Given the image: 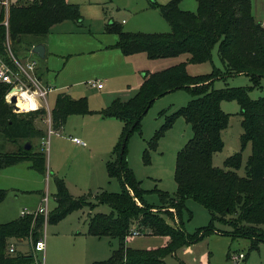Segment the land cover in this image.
<instances>
[{
  "label": "trees",
  "instance_id": "16d2710c",
  "mask_svg": "<svg viewBox=\"0 0 264 264\" xmlns=\"http://www.w3.org/2000/svg\"><path fill=\"white\" fill-rule=\"evenodd\" d=\"M180 2L152 1L150 4L169 24L167 32L125 31L116 21L105 26L106 32L118 35L114 47L124 55L142 52L149 60L176 59L161 69L144 71L141 84L127 100L115 98L108 106L96 111L104 118L115 117L122 121L112 158L105 164L108 176L119 181L120 190H101L93 196L95 202L91 203L84 195L73 196L65 180L53 176L56 205L47 218L41 214H26L0 222V264H35L32 252L9 254L10 239L35 241L45 223H56L75 210L86 206L94 208L99 204L108 205L110 211L89 212L87 234L116 238L118 246L108 258L89 264H166L165 257L174 254L178 247L190 245L201 239L205 232L212 231V223L192 234L183 228L181 211L185 199L204 206L212 220L227 224L231 231L225 234L250 239L251 250L264 243V96L252 99L248 95L250 89L260 87L264 78V23L253 15L251 0H196L194 12L181 9ZM4 17L0 5V55H5L7 40L17 48L23 45L29 51L33 40L45 37L54 24L65 20L82 22L79 5L67 0L16 1L8 7L7 25ZM214 47H217L223 69L213 67L208 73L191 74L188 64L211 61ZM238 74L248 76L251 86L214 88L216 79ZM7 88V84L0 83V134L17 146L11 152L0 151V169L29 161L32 169L45 174L44 151H34L32 146L25 149V144H18L25 140L32 145V140L45 136V132L34 124L45 110L13 111L4 99ZM179 89L188 91L191 99L165 116V122L154 132L143 152L148 161L149 152L177 117L190 125L192 136L176 155V195L158 191L160 208L154 212L155 205L145 201L146 190L141 188L133 170L128 167L127 142L133 132H140L141 120L152 103ZM223 100L237 101L242 117L241 147L243 149L247 143L251 145L243 176L236 172L242 163L241 152L227 157L223 167L212 163L213 155L223 147L221 132L229 121V114L220 106ZM90 113L94 111L89 109L85 97L73 99L66 93H58L50 114L51 129L58 132L70 115ZM6 194L7 191L0 188V202ZM88 196H92L91 193ZM167 204L177 207L174 217L178 226L165 220L164 214L172 218L171 212L160 211ZM141 223L148 226L150 235L166 237V242L147 248L127 246L132 225L136 224L135 228L140 230Z\"/></svg>",
  "mask_w": 264,
  "mask_h": 264
},
{
  "label": "rangeland",
  "instance_id": "374dc122",
  "mask_svg": "<svg viewBox=\"0 0 264 264\" xmlns=\"http://www.w3.org/2000/svg\"><path fill=\"white\" fill-rule=\"evenodd\" d=\"M1 0L0 5L3 7L4 20L8 14V7L16 1L25 2L31 0H7V5ZM79 4L80 12L83 17V25L78 26L76 23L66 20L54 26L50 33L43 37L49 40L47 58L39 57L32 54L37 61L38 66L46 65L49 73L47 79L52 86H66L69 89L64 90L71 94L72 97H85L89 107L101 108L105 107V97L101 93L112 89L115 92L114 97H126L124 84L118 78L119 69L121 67L114 62L115 58L111 54L98 50L104 42L116 39L115 34L105 32V26L109 22V18L120 23L122 19L127 21L123 24V30L130 32H164L169 31L170 26L161 16L157 8L148 6L151 0H67ZM160 2L159 0H155ZM166 3V1H164ZM252 13L264 19V0H251ZM180 8L188 11L197 10L196 0H181ZM105 23V24H104ZM168 26V27H167ZM134 28V29H129ZM32 40V39H31ZM10 48L16 57L19 59L29 54L22 46L16 47L8 40ZM52 53V54H51ZM144 67L139 69L140 74L144 70H151L152 62L149 59H144ZM112 62V63H110ZM155 65V64H154ZM153 65V66H154ZM189 70L191 74L208 73L213 67L223 69L222 63L217 55V47L212 50V59L201 64H192ZM162 68V67H161ZM45 69V68H44ZM95 79L103 80L105 87L102 90H97L89 86L87 81ZM214 88H222L225 86H240L249 87L251 81L248 76L238 74L219 78L214 81ZM124 87V88H123ZM54 88V87H52ZM58 89V88H57ZM55 89L53 93L46 95L49 100L50 108L53 106L54 97L59 92ZM59 90V89H58ZM248 95L252 99L264 96V78L261 79L260 87L252 88L248 91ZM191 99V95L184 89L169 92L160 98H157L147 110L146 114L140 123V132H133L127 142V164L133 170L136 179L140 182L142 189L146 190L144 199L147 203L155 205L152 211L159 209L160 200L158 191H166L171 196L176 195V182L174 179L175 163L177 152L184 146L186 141L192 136V130L189 124L182 117H177L171 127L167 129L163 136L158 140L157 146L149 152V160L144 159V150L147 147V142L153 136L154 132L165 122V116L180 107L187 104ZM43 101V100H42ZM45 104V103H43ZM46 105V104H45ZM221 109L229 114V121L226 128L221 132L223 147L220 151L213 155L212 163L214 166L223 167L225 159L237 152L242 154L241 166L236 172L238 175L244 174L245 163L251 154V145L247 143L245 147H241V115L240 108L236 100H223L220 104ZM45 114L36 118L38 127L45 129L48 124V111L46 108ZM21 113V112H17ZM96 113L90 115L73 114L68 116L66 122L61 128V135L47 134V142L42 146L39 140V145L42 147L45 156L51 155L52 161L57 159L61 164V175L64 180L67 178L75 186L74 190H79L80 195L86 196L91 203L95 202L94 195L101 190L116 192L120 190L119 181L115 178H110L102 168V164L98 166L100 158V149L96 150L94 166L91 163L89 153L85 149L90 146L94 148V144L98 142L94 139H103L98 133L93 136L82 137L79 133L84 129L87 133L94 128L91 122L96 119ZM102 119V116H99ZM43 125V126H42ZM46 132V129H45ZM79 136L87 143L86 147L79 146L70 140V136ZM48 136L52 137V142H48ZM36 140V139H35ZM59 142V148L63 150L55 156V144ZM16 148V147H15ZM11 142L3 139L0 134V151L11 152L15 149ZM50 150L52 151L50 153ZM95 153V154H96ZM60 157V158H59ZM98 158V159H97ZM49 161V158L47 159ZM87 162V163H86ZM29 161L17 163L15 166H7L5 170L0 172V186L7 191L4 201L0 202V221L12 218L19 213L29 200L28 209L31 210L36 204V194L38 192H30L28 198L25 195L14 193L13 184H17L19 188H34L44 189L43 174L30 168ZM13 167V168H12ZM100 169L103 178H100ZM12 176L5 177V173L10 172ZM42 180V181H41ZM49 207L54 205L53 193L55 191L53 178L49 180ZM31 186V187H30ZM91 193L92 196H88ZM26 197V198H25ZM90 203V205H92ZM139 204L140 202L137 201ZM167 204L160 211L171 212L173 216L170 218L168 214H164L165 220L171 224L178 226V220L174 217L176 206ZM34 210V209H32ZM91 213L103 212L108 213L110 207L106 204H99L94 208L88 206L83 207V210H75L71 215H67L64 219L56 223H46L39 237H44L46 249L45 255L39 254L34 257L35 264H89L94 258H99L108 254L109 248L118 246L116 238H95L82 235L81 231L85 230L86 212ZM177 214V213H176ZM141 222V221H140ZM181 222L183 228L190 234L196 232L200 228L210 226L212 223V231H207L201 239L190 245H182L178 247L174 254H169L165 257L166 264H234L233 256L242 254L243 257L238 260V264H264V243H260L258 249H250V239L244 237H234L225 234L226 231H231V228L224 223L212 220L209 211L192 199H185L181 211ZM136 225V224H135ZM132 225L131 229L135 227ZM140 235H132L126 245L133 248L154 247L166 242V237L150 235L148 226L141 223ZM84 232V231H83ZM38 237V238H39ZM94 241V242H93ZM16 245L17 250L22 253L31 252L32 243L27 239H10ZM110 243L112 245H110ZM114 244V245H113ZM115 247V248H116ZM107 249L106 253L103 251ZM95 256V257H94ZM97 256V257H96ZM110 256V255H109ZM41 262V263H40Z\"/></svg>",
  "mask_w": 264,
  "mask_h": 264
},
{
  "label": "crops",
  "instance_id": "0c3cea01",
  "mask_svg": "<svg viewBox=\"0 0 264 264\" xmlns=\"http://www.w3.org/2000/svg\"><path fill=\"white\" fill-rule=\"evenodd\" d=\"M152 1H155V0H151V1H149V3H148V6L150 7V8H156V7H152L150 4H151V2ZM160 2H157V1H155V2H157V3H164V1H168V0H159ZM70 3H76V2H70ZM79 5V4H78ZM258 18H259V20L256 18V16H255V18L258 20V21H261V22H263L264 23V19H263V17H261V16H257ZM113 18L111 17V18H109V22L108 23H111L112 21H114V20H112ZM66 21V20H65ZM69 21H71V20H69ZM63 22V21H62ZM62 22H60V23H62ZM73 22V21H72ZM117 22V21H116ZM60 23H57V24H54L52 27L54 28V26H56V25H58V24H60ZM75 23V22H74ZM127 23V21L125 20V19H122L121 20V22L119 23V24H121V26H122V28H123V24H126ZM77 24V23H76ZM105 24V23H104ZM78 26H82L83 25V17H82V22L80 23V24H77ZM50 28V30H49V32H48V34L50 33V31L53 29V28ZM168 27V26H167ZM130 30L131 29H134V28H129ZM106 32V31H105ZM164 32H167V31H164ZM47 34V35H48ZM111 34H115V33H111ZM46 35V36H47ZM116 35V39L114 38L112 41H108V42H104V44H100L101 46L98 48V50H104V51H106V52H108V53H110L111 55L110 56H113L114 58H115V61L114 62H116V63H118L119 64V66L121 67V69H119L120 71H119V73H118V78H120L121 80H122V82H123V86H124V84L125 85H127V88H124V89H126V90H124V92L126 93L125 95H126V97H114V90H112V89H109V90H106V92H104V93H101L102 95H103V97H105V105H109L110 103H111V101L113 100V99H115V98H119L121 101H125V100H127L135 91H136V89L139 87V85L141 84V82H142V77H143V75H144V71H150V72H152V71H155V70H158V69H161V67L163 68V67H165V66H168V65H170V64H172V63H174V62H176V59H163V60H160V59H157V60H151L152 62H154L153 64H151L152 65V67H154V68H151V70H144L141 74H140V76H141V78L139 77V69L141 68V67H144V63H145V61H144V59L146 58V59H148L146 56H145V54L144 53H142V52H139V53H135V54H131V55H124V54H122V52L118 49V48H116V47H114V45H115V43L117 42V40H118V35L117 34H115ZM37 43H42L43 45H44V48H45V52H44V59H46L47 58V55H48V49H50V47H49V40L47 39V38H42V39H34L33 40V44H32V46L33 45H35V44H37ZM31 46V47H32ZM52 54V53H51ZM36 55V54H35ZM30 56H32V55H30ZM45 63V65H46V61L44 62ZM110 63H112V62H110ZM155 64V65H154ZM43 66V67H40V66H38V69H37V72H38V74H39V76H40V78L42 79V81L45 83V84H48V85H50V86H52L51 84H49V82H48V80L47 79H49L48 78V76H49V73H48V68H47V66ZM154 65V66H153ZM192 64H188V66H187V69H188V71L190 72V68H192V67H190ZM45 68V69H44ZM191 73V72H190ZM102 82H103V80H101ZM87 83H88V81H87ZM90 86V85H89ZM52 87H54V89L51 91V92H49V93H53L54 91H55V89H57V91H59L58 93H61V92H63V93H66V94H68L71 98H73V99H77V98H75V97H72L71 96V94H69L67 91H64V90H67V89H69V87H67V85L66 86H57V88H55L56 86L54 85V86H52ZM105 87V85H104V83H103V87L101 88V89H97V88H95V87H93V88H95V89H97L98 91L99 90H102L103 88ZM48 93V94H49ZM57 93V94H58ZM57 94H56V96H57ZM56 96L54 97V101H53V106L50 108V106H49V100L48 99H46V107H47V111H49V114H51V111H52V109H53V107H54V104H55V100H56ZM79 98V97H78ZM88 107H89V104H88ZM106 107V106H105ZM102 108H104V107H101V108H91V107H89V109L90 110H92V111H94V114L96 113V116H98V117H96V119H94L93 121H91L95 126H94V128L93 129H91L90 131H89V133H87L84 129H81V131L79 132L80 134H81V136L82 137H88L89 138V136L91 137V136H93L95 133H98L100 136H102V138L103 139H97V138H94L97 142H98V144H94L93 146H94V148L93 147H91L90 146V148L87 150V149H85L88 153H89V157H90V159H91V163L93 164V166H94V161H95V158L94 157H96V155H98L97 153H96V150L97 149H100L101 151H100V153H101V155H100V158L98 159V166H100V163L102 164V168L104 167L105 168V171H106V167H105V164H106V162L108 161V160H110L111 158H112V150H113V147H114V145H115V143L117 142V139H118V137H119V134H120V131H121V128H122V121L121 120H119V119H117V118H115V117H102V119H100L99 118V116H100V114L99 113H97L96 111H99L100 109H102ZM90 114H92V113H90ZM90 114H85V115H83V116H86V115H90ZM68 118V117H67ZM48 119V118H47ZM35 126L37 127V128H39V129H41L42 131H44L45 132V129H46V132H45V139L47 138V134H48V128H49V124H46L45 125V129L43 130L42 128H40V127H38L37 126V124H36V121H35ZM65 124V123H64ZM43 126V125H42ZM63 128V127H62ZM54 131V130H53ZM61 130H59L58 132H52L51 134H59V135H61ZM51 134H49V135H51ZM93 134V135H92ZM57 136V135H56ZM43 137V138H44ZM50 136H48V138H49ZM73 137H76V138H78V139H81L79 136H70V140L72 141V142H74L73 140H72V138ZM83 139V138H82ZM81 139V140H82ZM90 139V138H89ZM39 140H40V142H41V145L43 146L45 143H43L42 142V138H38V139H34V140H32V148H33V150L34 151H38V150H42V147L39 145ZM52 137H50V139H48V142H50V144H51V142H52ZM47 141V140H46ZM82 141H84L85 142V144L83 145V144H77V143H75V144H77V145H79V146H83V147H86L87 146V143H86V141L85 140H82ZM25 140H20L19 142H18V144H25ZM57 144H55V151H56V153H55V156H56V154H58V156H59V154H60V152H61V158H62V154H63V150L61 151V148H59L58 147V145H60V143L59 142H56ZM13 144V147L15 148L17 145L15 144V143H12ZM30 146V147H31ZM52 151L50 150V153H51ZM96 153V154H95ZM45 158H46V167H47V172L45 173V174H43V177H44V183H45V186H44V189H35L34 188V186H33V188L31 187V188H29V189H25V188H22V186H21V188H19L18 186H17V184H13V186H11V187H13V190H14V193H16V194H22V195H26V194H29L30 192H38L36 195V204H34L33 205V207L34 208H32V209H36L40 204H41V200H42V198L44 197V196H48V199H49V187H50V185H49V180L51 179V177L53 178V176H58V177H60L59 175H61V173H60V171H61V164H60V161L59 162H57V159L56 160H54V161H52V158H51V155L49 156V154H47V156H45ZM49 158V161H47V159ZM60 158V157H59ZM23 162V161H22ZM21 163V162H20ZM87 163V162H86ZM19 164V163H18ZM15 165H17V164H14V165H10L9 167H11V166H15ZM30 167V163H29V165H27V167ZM9 167H4V168H2V169H0V172H2V170H5L6 168H9ZM13 168V167H12ZM31 168V167H30ZM100 178L102 179L103 178V176H102V174H101V169H100ZM10 175L12 176V173H11V171L10 172H8V173H5V177H10ZM42 181V180H41ZM54 182V181H53ZM65 183H66V185H67V188H68V190H69V192L73 195V196H77V195H80L79 193H81V192H78L79 190H74V188H75V186L72 184V182L70 181V180H68L67 178L65 179ZM54 187H55V185H54ZM0 188H2L1 186H0ZM3 189H5V188H3ZM55 192V191H54ZM54 194V193H53ZM27 196V198H28V196L29 195H26ZM26 198V197H25ZM54 199V198H53ZM4 201V200H3ZM2 202V201H1ZM26 205H29V200L27 201V203H25ZM23 206V208L19 211V213L18 214H16L15 216H12V218H10V219H7V220H11V219H13V218H16V217H18V216H20V213H21V211L23 210V209H28V207L29 206ZM55 205H56V203H55V201H54V205L50 208L49 207V200H48V205H47V207H48V210L50 211L52 208H54L55 207ZM31 209V210H32ZM81 210H83V208L81 209ZM91 213V211H87L86 212V218H85V225H86V228H85V230H83V231H81L80 233H82V235L83 234H85V232L87 233V217H88V213ZM72 213V212H71ZM71 213L70 214H68V215H71ZM64 219V218H63ZM7 220H4V221H7ZM4 221H0V222H4ZM46 224V223H45ZM44 224V225H45ZM43 228H44V226H43ZM42 231H43V229H42ZM85 235H87V234H85ZM42 236H43V233H42ZM87 236H89V237H92V238H95V239H97V240H101L102 238H107V236H104V237H97V236H93V235H87ZM44 237H45V233H44ZM94 242V241H93ZM165 243V242H164ZM110 245H112L111 243H110ZM114 245V244H113ZM116 247V246H115ZM115 247L114 246H112L111 248H109L108 250H109V252H108V254H105L106 253V251H107V249H105L104 251H103V254H105V255H103V256H100L99 258H101V259H98V258H94V260L93 261H96V260H103V259H106V258H108L109 257V255L111 254V252H112V250H114L115 249ZM45 249H46V247H45ZM45 255V254H44ZM43 257V256H42ZM95 257V256H94ZM97 257V256H96ZM41 263V262H40Z\"/></svg>",
  "mask_w": 264,
  "mask_h": 264
},
{
  "label": "built area",
  "instance_id": "2783aa9c",
  "mask_svg": "<svg viewBox=\"0 0 264 264\" xmlns=\"http://www.w3.org/2000/svg\"><path fill=\"white\" fill-rule=\"evenodd\" d=\"M4 5H7V0L3 2ZM5 25H7L6 20L4 21ZM33 53L29 50V54L25 55L23 58L19 59L16 57L8 40L6 42L5 55H0V83H4L8 85L7 91L4 95L5 101L9 104L11 97L16 98V105L19 107V110L13 111L15 112H29L33 110H38L46 108V95L51 92L54 88L52 86L45 84L40 78L37 69L38 64L34 57L30 56ZM6 56L8 61L6 60ZM88 84L97 89H101L103 87V82L99 79H95L92 81H88ZM34 104L33 106L27 107L25 104L30 101ZM43 100V101H42ZM45 103V104H43ZM48 113V135L54 132L51 129V117ZM72 140L77 144H85L84 141L73 137ZM42 142H47L45 137L42 138ZM48 196H44L41 200V204L35 210L23 209L20 215L26 214H41L44 218H47L49 210H48ZM132 235H140V230L137 228L131 229ZM32 243L31 252L34 257L42 256L45 253L46 242L43 236L37 238ZM17 251L16 245L13 242H9L7 245V252L9 254H14ZM243 255L240 253L237 256H233L234 264H238V260L241 259Z\"/></svg>",
  "mask_w": 264,
  "mask_h": 264
},
{
  "label": "water",
  "instance_id": "95a60500",
  "mask_svg": "<svg viewBox=\"0 0 264 264\" xmlns=\"http://www.w3.org/2000/svg\"><path fill=\"white\" fill-rule=\"evenodd\" d=\"M30 51L33 54H36L39 57H44V52H45V48L44 45L42 43H37L35 45H33L30 49ZM9 105L14 108L15 110H19V107L16 105V98L13 96L11 97L10 101H9ZM30 143L26 142L24 145L25 149H29L30 148Z\"/></svg>",
  "mask_w": 264,
  "mask_h": 264
},
{
  "label": "bare ground",
  "instance_id": "6f19581e",
  "mask_svg": "<svg viewBox=\"0 0 264 264\" xmlns=\"http://www.w3.org/2000/svg\"><path fill=\"white\" fill-rule=\"evenodd\" d=\"M27 107H29V106H33L34 104L31 102V100L30 101H28L26 104H25Z\"/></svg>",
  "mask_w": 264,
  "mask_h": 264
}]
</instances>
